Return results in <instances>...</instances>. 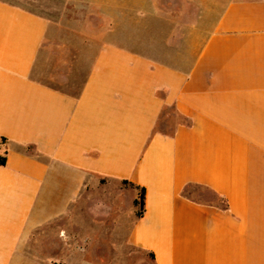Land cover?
Instances as JSON below:
<instances>
[{"label":"crops","instance_id":"0c3cea01","mask_svg":"<svg viewBox=\"0 0 264 264\" xmlns=\"http://www.w3.org/2000/svg\"><path fill=\"white\" fill-rule=\"evenodd\" d=\"M0 158V264H264V0H0Z\"/></svg>","mask_w":264,"mask_h":264},{"label":"rangeland","instance_id":"374dc122","mask_svg":"<svg viewBox=\"0 0 264 264\" xmlns=\"http://www.w3.org/2000/svg\"><path fill=\"white\" fill-rule=\"evenodd\" d=\"M160 126L158 125V129ZM187 195L194 199L195 201L201 202V203H214V204H220L223 205V202L219 200L217 197H215L212 193L205 191L201 188H192L187 190ZM105 251L100 250L98 252V255H104ZM119 264H154L152 258L148 256L147 254H143L141 251H137L136 253H130V255H127L124 257H119Z\"/></svg>","mask_w":264,"mask_h":264},{"label":"trees","instance_id":"16d2710c","mask_svg":"<svg viewBox=\"0 0 264 264\" xmlns=\"http://www.w3.org/2000/svg\"><path fill=\"white\" fill-rule=\"evenodd\" d=\"M0 165L4 166L5 165V159L0 158ZM131 187H133V185H131ZM185 194H187V191L185 192ZM143 197H144V190L141 189L139 194H138V200L136 201V204L139 207V212H138V216H141L142 214V210H143ZM150 257L153 259V255L150 254Z\"/></svg>","mask_w":264,"mask_h":264}]
</instances>
